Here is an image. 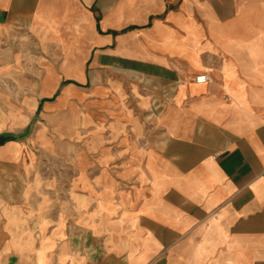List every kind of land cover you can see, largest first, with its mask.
I'll return each instance as SVG.
<instances>
[{"label":"crops","instance_id":"crops-1","mask_svg":"<svg viewBox=\"0 0 264 264\" xmlns=\"http://www.w3.org/2000/svg\"><path fill=\"white\" fill-rule=\"evenodd\" d=\"M1 52L46 124L0 131V264H264V0H0Z\"/></svg>","mask_w":264,"mask_h":264},{"label":"rangeland","instance_id":"rangeland-1","mask_svg":"<svg viewBox=\"0 0 264 264\" xmlns=\"http://www.w3.org/2000/svg\"><path fill=\"white\" fill-rule=\"evenodd\" d=\"M10 56L11 54L5 52L0 53V65L4 64V67L0 68V131L6 133L7 130H12L13 132H10V135L15 138H24L32 128L42 123L43 125L46 124L40 108L33 114V106L28 101L29 96H33L38 90L35 81L38 79L39 69H35V64L38 63L40 58L39 55L34 53L20 55L24 57V59L21 58L20 64L27 65L30 63L32 69L25 70L24 67L8 69L7 67L10 65H6V63L11 61ZM47 73L48 71L46 76ZM28 76L32 78V85L23 82ZM45 81L46 79H44ZM69 110L65 107L63 113L65 114ZM8 116H10V119ZM28 118H30L29 121ZM26 123L28 125L24 127L23 124ZM19 126L23 127L20 128ZM31 150L33 153L29 154V157H32V162L36 164V166L31 167L33 174L54 176L71 172L73 150L67 140H63L57 147L53 145L52 149L35 150L33 148ZM51 200H54V198ZM51 200L49 199V201Z\"/></svg>","mask_w":264,"mask_h":264},{"label":"built area","instance_id":"built-area-1","mask_svg":"<svg viewBox=\"0 0 264 264\" xmlns=\"http://www.w3.org/2000/svg\"><path fill=\"white\" fill-rule=\"evenodd\" d=\"M208 80V76L206 74H199L194 78V81L197 83H204Z\"/></svg>","mask_w":264,"mask_h":264}]
</instances>
